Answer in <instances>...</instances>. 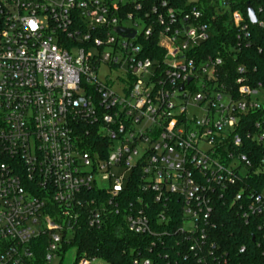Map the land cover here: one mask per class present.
I'll list each match as a JSON object with an SVG mask.
<instances>
[{
    "label": "built area",
    "instance_id": "1",
    "mask_svg": "<svg viewBox=\"0 0 264 264\" xmlns=\"http://www.w3.org/2000/svg\"><path fill=\"white\" fill-rule=\"evenodd\" d=\"M231 3L207 0L210 17L201 0H0V264H61L81 221L99 230L120 216L130 234L161 239L178 214L196 254L216 202L245 224L264 216V188L242 186L252 162L237 132L264 96L239 77L235 99L218 82L222 59L197 55L226 13L247 47ZM246 139L264 148V122Z\"/></svg>",
    "mask_w": 264,
    "mask_h": 264
},
{
    "label": "trees",
    "instance_id": "2",
    "mask_svg": "<svg viewBox=\"0 0 264 264\" xmlns=\"http://www.w3.org/2000/svg\"><path fill=\"white\" fill-rule=\"evenodd\" d=\"M173 6H181L185 0H169ZM203 11L213 16L214 11L207 5V0H201ZM246 4L253 10L257 23L252 25L246 17ZM238 11L248 25L249 40L247 47L236 48L238 30L230 22L229 14L216 16L210 21V37L207 42L197 48L199 59L219 57L222 66L219 68V80L237 99L235 81L243 77L245 85L250 89H260L264 96V0H232L230 12ZM260 23L262 25H260ZM161 51L156 42H151L150 54L152 60L159 59ZM243 68V74L237 69ZM256 122H264V102L260 110L247 113L240 124L242 129L237 131L243 139L246 150L243 151L250 161L252 168L244 183L249 191L260 193L264 188V148L256 146L246 139V132H252ZM240 186L233 189L238 192ZM136 194L132 192L129 200H134ZM165 226L168 235L161 239L148 236L130 234L122 222V218L110 217L99 230H92L84 221L78 224L68 242L62 245L61 253L69 249L75 250V262L82 258L98 259L104 264H133L134 260H149L150 264H264V216L251 218L248 223L238 216L230 200L215 203L212 223L214 229L206 233L204 247L196 254L188 251V242L176 233L180 224L179 215ZM152 224L156 225L154 215L150 216ZM262 227L258 230V227ZM154 241V247H151ZM244 248L242 254L239 249ZM42 248L36 252L39 263L42 259ZM195 254V255H194ZM203 258V262H198Z\"/></svg>",
    "mask_w": 264,
    "mask_h": 264
},
{
    "label": "water",
    "instance_id": "3",
    "mask_svg": "<svg viewBox=\"0 0 264 264\" xmlns=\"http://www.w3.org/2000/svg\"><path fill=\"white\" fill-rule=\"evenodd\" d=\"M246 17L249 21L250 24L254 25L257 23V19L256 16L253 12V10L251 9V7L249 6V4H246ZM117 33L120 34H124L125 36L129 37V38H133L135 36V33H128V31L123 30L121 28L116 29ZM190 80H188L189 82Z\"/></svg>",
    "mask_w": 264,
    "mask_h": 264
},
{
    "label": "rangeland",
    "instance_id": "4",
    "mask_svg": "<svg viewBox=\"0 0 264 264\" xmlns=\"http://www.w3.org/2000/svg\"><path fill=\"white\" fill-rule=\"evenodd\" d=\"M106 72L104 69H101V73ZM199 117V115H198ZM75 262V250L69 249L65 252L61 264H74ZM96 264H103L101 261H98Z\"/></svg>",
    "mask_w": 264,
    "mask_h": 264
}]
</instances>
